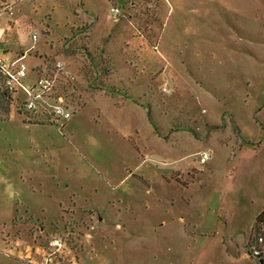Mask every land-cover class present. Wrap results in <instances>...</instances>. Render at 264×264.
<instances>
[{
  "label": "rangeland",
  "instance_id": "1",
  "mask_svg": "<svg viewBox=\"0 0 264 264\" xmlns=\"http://www.w3.org/2000/svg\"><path fill=\"white\" fill-rule=\"evenodd\" d=\"M18 50L53 91L0 94V264H264V0H0Z\"/></svg>",
  "mask_w": 264,
  "mask_h": 264
},
{
  "label": "built area",
  "instance_id": "2",
  "mask_svg": "<svg viewBox=\"0 0 264 264\" xmlns=\"http://www.w3.org/2000/svg\"><path fill=\"white\" fill-rule=\"evenodd\" d=\"M13 3H18L20 1L26 0H12ZM12 4H6L2 7V10L11 12ZM112 14L117 15L119 13V9L117 7H112ZM35 39V38H33ZM24 54L17 56L13 60L6 61L0 58V89L5 94H11L17 88H19L22 92L30 95L29 102L27 104V108L29 110L38 109L43 102H45L44 95L49 91L50 86L52 85L48 76L45 73L37 78L35 81V89L33 92H30L29 83L27 82V72L28 68L23 61ZM55 68L57 70H61L63 67L60 63L55 64ZM53 114L61 119H65L69 117V112L66 108L60 105H56L53 108ZM208 159V153L202 152L200 154V161L204 162ZM262 237H258L256 243H261ZM262 244V243H261ZM252 255L259 257L260 245H253L251 247Z\"/></svg>",
  "mask_w": 264,
  "mask_h": 264
},
{
  "label": "trees",
  "instance_id": "3",
  "mask_svg": "<svg viewBox=\"0 0 264 264\" xmlns=\"http://www.w3.org/2000/svg\"><path fill=\"white\" fill-rule=\"evenodd\" d=\"M2 7H3V6H2ZM23 54L26 55V52H24ZM52 91H53V84L50 86L49 91L47 92V94L44 95V99H45V101H50V98H52V95H51L50 93H52ZM16 93H23V92H22L19 88H17L15 91H13V92H12L11 94H9V95L16 94ZM0 94H1L2 96H4V97L8 95V94H5L4 92H2L1 89H0ZM39 112H40V111H38V109H36V110H30V112H28V114H31L32 116H35V115H37ZM247 144L253 146L252 142H247ZM253 221L255 222V224H254V230H253V231L255 232V234H254V237H253L254 240H252V242L250 243V246H251V247H252L254 244H255V245H258V246L261 245V243H260V244H259V243H256L258 237H262V239L264 238V210H261V211L257 214V216L254 218ZM258 224H260L261 227H259ZM250 249H251V248H249V252H250ZM250 253H251V252H250ZM263 257H264V254H263L262 250L260 249V252H259V259H263Z\"/></svg>",
  "mask_w": 264,
  "mask_h": 264
},
{
  "label": "crops",
  "instance_id": "4",
  "mask_svg": "<svg viewBox=\"0 0 264 264\" xmlns=\"http://www.w3.org/2000/svg\"><path fill=\"white\" fill-rule=\"evenodd\" d=\"M167 5H168V3H167ZM170 8H171V6L168 5L169 12H170ZM19 50H20V49H19ZM19 50H18L17 52L12 53V54L10 53L8 60H13L14 58H16V57H17V53H18V52H22V51H19ZM258 213H259V212H258ZM258 213L254 214V216H257ZM254 218H255V217H254ZM253 220H254V219H253ZM253 220H252V221H253Z\"/></svg>",
  "mask_w": 264,
  "mask_h": 264
}]
</instances>
